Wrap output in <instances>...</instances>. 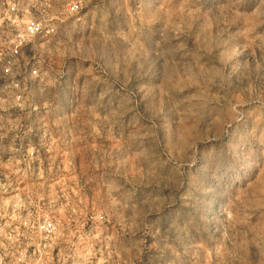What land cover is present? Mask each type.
Returning a JSON list of instances; mask_svg holds the SVG:
<instances>
[{
  "label": "rangeland",
  "instance_id": "374dc122",
  "mask_svg": "<svg viewBox=\"0 0 264 264\" xmlns=\"http://www.w3.org/2000/svg\"><path fill=\"white\" fill-rule=\"evenodd\" d=\"M25 248L264 264V0H0V264Z\"/></svg>",
  "mask_w": 264,
  "mask_h": 264
},
{
  "label": "built area",
  "instance_id": "2783aa9c",
  "mask_svg": "<svg viewBox=\"0 0 264 264\" xmlns=\"http://www.w3.org/2000/svg\"><path fill=\"white\" fill-rule=\"evenodd\" d=\"M79 9V3L74 2L69 6L70 11H77ZM51 25H45L42 21L37 19H29L25 24L24 33L26 37L35 38L40 37L53 32ZM23 39H20L17 45L11 49L9 56L4 60L2 73L7 76L11 74V70L15 65V59L19 54V46L22 45ZM30 77L36 78L39 76V69L37 66H31L29 68ZM14 86H18L19 83H12ZM20 226L28 233L34 235H42L45 238H50L57 232V225L52 218L45 217L36 220H23ZM13 264H44L42 256L39 252L29 251L28 249H20L14 256Z\"/></svg>",
  "mask_w": 264,
  "mask_h": 264
}]
</instances>
